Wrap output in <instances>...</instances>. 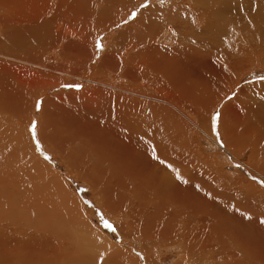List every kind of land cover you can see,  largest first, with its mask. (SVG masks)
Returning <instances> with one entry per match:
<instances>
[{
	"label": "bare ground",
	"instance_id": "6f19581e",
	"mask_svg": "<svg viewBox=\"0 0 264 264\" xmlns=\"http://www.w3.org/2000/svg\"><path fill=\"white\" fill-rule=\"evenodd\" d=\"M180 1H163L164 8L148 5L121 25L142 0H0V111L26 129L34 118L28 110L33 112L43 92L75 83L76 73L92 69L91 75L120 82L111 91L114 120L130 121L131 110L135 144L131 155L118 161L85 134L74 131L71 138L68 127H59L61 139L42 135L75 162L79 173L90 177L97 169L93 184L111 210L129 220L117 223L125 235H108L90 224L57 175H47V165L29 156L21 128H0V264H30L28 252L19 250H38L35 243L46 247L35 264H100L101 253L103 264H141L116 243V236L133 235L141 238L147 264H155L148 257L155 239L181 246L175 264H264V246L255 242L260 235L264 239V187L243 174L264 179V82L242 88L227 104L242 111L233 130L220 123L225 150L236 162L243 147L250 149L249 159L262 155L261 161L246 163L251 170L237 168L226 180L208 158L195 154L198 148L188 138L190 132L211 129L204 110H215L230 94L241 77L234 68L264 60V0ZM104 32V44L112 42L92 62L91 45ZM176 87L181 94L168 95ZM49 98L40 128L49 118ZM41 185L45 194L60 196L59 208L40 204ZM28 225L32 235L10 230Z\"/></svg>",
	"mask_w": 264,
	"mask_h": 264
},
{
	"label": "rangeland",
	"instance_id": "374dc122",
	"mask_svg": "<svg viewBox=\"0 0 264 264\" xmlns=\"http://www.w3.org/2000/svg\"><path fill=\"white\" fill-rule=\"evenodd\" d=\"M163 1L167 3L171 0H147V4L152 5L159 3L160 5H163L162 8H164L167 4H164ZM183 1L186 0H182L180 2ZM144 2L145 0H142L141 3ZM130 4V6H134L133 2H131ZM134 10H136V8ZM141 10L142 9H140L139 12ZM132 11L133 10H131L127 15H129ZM133 20H129L127 23H123L121 25H127L130 21ZM106 35V32H104L99 36L105 38ZM105 42V47L107 48V45L112 42V38L106 40ZM91 46L93 47L94 51V59L92 61L94 62V60H98L105 51L99 52L98 50H96L94 48V42ZM68 55H70V53ZM255 61L253 60L252 62H246L243 63V65H237L234 68L235 71L239 72L241 77L234 82V86L230 94L223 97L220 103L216 106L215 110H212V107L210 109L205 108L204 114L205 117L207 116V120L209 123L214 111L219 110L222 113L223 123L229 125L230 130H233L236 127L233 124V120L236 116L240 117L242 115V111L237 112L234 106H228L227 104L235 97L237 93L240 92L242 88L245 89L246 86L264 82L259 79L260 75H264V60L262 61V59H256ZM92 64L95 65L94 63ZM215 70L217 71L216 68ZM90 71L92 72V69H90ZM91 72L90 74L86 75L76 73L74 82L82 84L83 87L81 89L62 87L54 84L52 87H49L45 92H43L40 97L44 98V103L45 99L49 97V100L51 99L52 102L47 113L49 114L48 121L44 119V125L42 128L40 127L42 116H44L45 114V111L43 110L44 107L42 106L39 112L36 111L35 107L33 109V112L28 110L29 114L34 117L33 119L39 122L37 125V138L42 145V149L36 146V139H33L29 131V126L33 119H31V121L27 125V128L25 129L24 127H21V123L18 118L12 117L11 119H9L8 112L4 109H1L2 112L0 111V115L2 116H0V128L1 130H3V127H5V129H9L10 127L11 129V127L15 125L16 127L21 128V131L27 136V140L26 142H24V144L28 149H31L29 150V156H35V158H32L33 160H37L38 158L45 164V166L47 165V175L53 176L54 174H56L57 177H59L61 182L66 185V187H64L73 195V197H75V199L81 205L83 215L87 217V220L94 228L101 229V231H105L104 233L108 235L112 233L110 230L104 227L103 221L101 220V215H103L105 219L113 223L116 228L115 232L121 235H125V233H122V231L119 229L117 223L127 224L129 223V220L127 219V216L124 214V212L122 213L121 211H112L113 208L108 205L105 196L101 192V188L93 184V181L97 180L99 177L97 169L93 167V173L90 177L83 175L81 172L79 173L77 167L73 165L75 164V162L71 158H68V156L65 155L62 151L53 148L51 145L49 146L47 140L44 141L42 139V135L44 133L50 134V137L54 135L56 139H61V131L63 128L59 129V127L65 126L70 129L71 138H74V131L87 135L99 145L104 153L109 155L114 160L124 161L131 155V152L135 148V144L132 139L134 126L132 124V117L130 115L131 110L128 108L126 115V117L130 116V121H119L118 123L114 120V117L117 115V105L115 99L113 98V94H111V91L113 88L117 87L120 82L111 81L101 74L91 75ZM221 79L224 78L219 77L217 80ZM219 86H221V84H219ZM181 92V87H176L174 89H170L168 95H170L171 93H175L177 96L180 95ZM45 117L47 118L48 116L46 115ZM190 117V115H186L187 120H189ZM186 122L189 123L188 121ZM50 125L57 126L55 129H53L55 131H53L52 128H48V126ZM206 130L208 132L207 134L205 132H202V130L190 132L188 133V138L198 148L195 154L199 157L203 156L205 158H208L215 165V168L219 171L220 176L224 177L226 180H231L233 176L237 175V168L242 167L251 170L246 166L247 162L251 160L259 162L262 160V155L254 156L255 159H249V157L252 155L251 151L250 149L243 147L239 152V154L242 156H239L238 161L236 162L234 157L226 152L225 147L221 146L220 140H222L223 144L225 145L223 136L221 135L220 140H217L215 134L211 129L206 128ZM77 143L78 141H76L74 145L77 146ZM46 156L51 158L46 159ZM96 164L97 160L94 159V166ZM237 165H239V167H237ZM49 170H52L51 173ZM243 174L245 175L244 177L255 181L257 184L259 183L257 182L258 180H262L261 176L257 173L249 171L248 173L243 172ZM39 177H45V175L41 174ZM253 177H255V179H253ZM226 184L227 186H229V183ZM40 189V192L42 194H45L44 191L45 189H47V187L41 185ZM49 193L51 195L45 194L43 195L44 197H41L38 201L44 207H49V205H51L55 206V209H57V207L59 208L61 206V201L59 198L60 196L58 194H54L56 195L54 196L50 191ZM48 199H50L51 202L48 201ZM54 202L55 205L53 204ZM129 207L127 208L129 209ZM28 227L29 228L26 229H19L17 226L16 228L15 226H12L10 227V230L16 231L18 229L22 231V235H32L31 233L33 232V228L30 225H28ZM130 229L131 228H128L126 233H128ZM53 230H56L57 232L63 231L56 226ZM178 233L179 235H181L182 230ZM116 238L119 239L116 242L119 247L127 250L129 254L134 255L135 258H138L141 264H147L146 255L144 254L145 252L141 247L142 241L140 236L133 235L129 238L124 236H116ZM255 242L264 246V239L262 235H260ZM29 248L30 247H22L19 251H22L23 249V252L25 254L28 252V263L30 264L32 262V264H35V260H38L41 254L43 252L45 253L46 251V247H42L38 243H35V245L32 247L38 250H30ZM58 249L59 248H57V250ZM235 252H237V249L235 250ZM137 253H139L140 255H137ZM148 254V257L155 264H175V262L180 258V254L183 253L181 246H166L163 239H155L151 240V243L149 244Z\"/></svg>",
	"mask_w": 264,
	"mask_h": 264
},
{
	"label": "snow or ice",
	"instance_id": "6c2138e0",
	"mask_svg": "<svg viewBox=\"0 0 264 264\" xmlns=\"http://www.w3.org/2000/svg\"><path fill=\"white\" fill-rule=\"evenodd\" d=\"M147 7H148L147 0H145V2L139 4L138 7L136 8V10H133L128 15L127 20L122 21V23H127L129 20L135 19L137 17V15L139 14V10L140 9L147 8ZM117 27H119V25H117ZM103 40H104V37H102V36H97L95 38L94 48L96 50H98L99 52H103L104 49H105V44H104ZM259 79L262 80V81H264V75H260L259 76ZM62 87L81 89L83 87V85L82 84H79V83H72V84H64V85H62ZM43 104H44V98L43 97H40L39 99L36 100V102H35V109H36L37 112H39L41 110ZM221 119H222V113L219 110L214 111V113L212 114V116L210 118L211 130L215 134V137L217 138V140H220V136H221V133H220V123H221ZM38 123L39 122L37 120L33 119L31 121V123H30L29 131H30L31 136L33 137V139H36V146L38 148H41L42 149V145L40 144V141L37 138V125H38ZM220 143H221V146H224L222 140H220ZM152 155H153V158H157L158 159L157 153H156V150H155V147H153ZM45 158L46 159H50L51 157L46 156ZM160 163L163 164L165 162L163 160H161ZM167 167L169 169H171L176 174V178L177 179L181 180L183 183H188L187 180H184L183 177L180 176L179 170L176 169V168H174L173 165L168 164ZM237 167H239V165H237ZM253 179H255V177H253ZM260 185H261V187H264V179H262L260 181ZM197 187H199V186H197ZM207 195H210V193L207 194ZM248 218L250 219L251 217L248 216ZM101 220L103 221V225H104V227L106 229L110 230L111 232H115L116 231V228L113 225V223L110 222L109 220L105 219L103 217V215H101ZM261 223H264V220H261ZM137 255H140V254L137 253ZM99 259H100V264H103V261H104V254L103 253L100 254Z\"/></svg>",
	"mask_w": 264,
	"mask_h": 264
}]
</instances>
